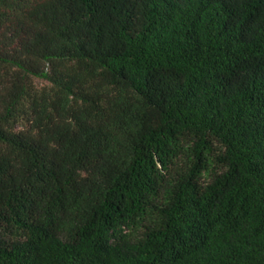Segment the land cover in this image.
I'll use <instances>...</instances> for the list:
<instances>
[{"label":"trees","instance_id":"1","mask_svg":"<svg viewBox=\"0 0 264 264\" xmlns=\"http://www.w3.org/2000/svg\"><path fill=\"white\" fill-rule=\"evenodd\" d=\"M0 264H264V0H0Z\"/></svg>","mask_w":264,"mask_h":264},{"label":"rangeland","instance_id":"2","mask_svg":"<svg viewBox=\"0 0 264 264\" xmlns=\"http://www.w3.org/2000/svg\"><path fill=\"white\" fill-rule=\"evenodd\" d=\"M38 82L42 83V80H37Z\"/></svg>","mask_w":264,"mask_h":264}]
</instances>
